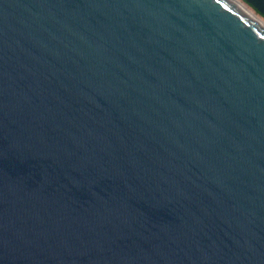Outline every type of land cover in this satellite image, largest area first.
<instances>
[{
	"label": "water",
	"instance_id": "95a60500",
	"mask_svg": "<svg viewBox=\"0 0 264 264\" xmlns=\"http://www.w3.org/2000/svg\"><path fill=\"white\" fill-rule=\"evenodd\" d=\"M0 264H264V27L0 0Z\"/></svg>",
	"mask_w": 264,
	"mask_h": 264
},
{
	"label": "bare ground",
	"instance_id": "6f19581e",
	"mask_svg": "<svg viewBox=\"0 0 264 264\" xmlns=\"http://www.w3.org/2000/svg\"><path fill=\"white\" fill-rule=\"evenodd\" d=\"M234 4H236L238 7H240L243 11H245L247 14L252 16L259 24H261L264 27V22H262L257 16H255L252 12L247 10V8L238 0H231Z\"/></svg>",
	"mask_w": 264,
	"mask_h": 264
},
{
	"label": "rangeland",
	"instance_id": "374dc122",
	"mask_svg": "<svg viewBox=\"0 0 264 264\" xmlns=\"http://www.w3.org/2000/svg\"><path fill=\"white\" fill-rule=\"evenodd\" d=\"M240 1L250 12H252L255 16H257L262 22H264V18L260 16L251 6H249L247 3H245L243 0H238Z\"/></svg>",
	"mask_w": 264,
	"mask_h": 264
}]
</instances>
